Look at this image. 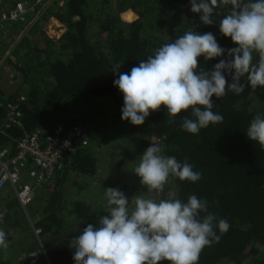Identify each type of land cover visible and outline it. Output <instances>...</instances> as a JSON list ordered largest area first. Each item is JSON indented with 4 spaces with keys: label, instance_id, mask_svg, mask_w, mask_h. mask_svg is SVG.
I'll list each match as a JSON object with an SVG mask.
<instances>
[{
    "label": "trees",
    "instance_id": "1",
    "mask_svg": "<svg viewBox=\"0 0 264 264\" xmlns=\"http://www.w3.org/2000/svg\"><path fill=\"white\" fill-rule=\"evenodd\" d=\"M98 1L64 0L61 6L48 7L46 15L54 16L67 27L59 42L45 38L48 43H42L43 36L35 25L31 33L39 31L37 37L32 39L28 31L29 34L15 46L16 64L23 77L19 78L14 94L24 95L25 101L21 125L0 130V148H6L8 155H14L17 142L33 133L39 134L44 145L58 126L62 127L63 135L80 128L86 132L89 141L95 140L94 125L93 129L81 127L94 122H87L84 110L89 100L108 99L110 106L104 112L107 119L104 128L111 131L118 123V131L116 135L114 131L112 139L124 145L125 155L138 160L152 143L158 142L165 145L161 155L174 156L181 163L187 161L194 171L202 173L196 182L182 181L170 175L163 194L147 193L145 196L157 201L180 199L186 203L189 196L195 195L207 201L208 212L217 218L215 223L220 219L228 221V231L221 233L216 229L220 239L202 250L198 264H264V146L246 136L250 122L257 114L264 113V87L253 88L247 75L241 77V83L245 85L242 93L226 89L223 97L214 95L211 98L213 112L221 114L223 121L210 123L198 134H192L182 128L185 116L195 119L191 108L173 117L161 105L139 126L122 120L123 94L113 83L118 79L112 72L116 65L122 64L120 72L129 73L140 60L154 55L155 49L174 42L188 30L201 35L212 33L222 48L237 47L230 37L220 32L219 21L231 6L221 0L212 17L214 24L204 25L199 19L200 14L191 11L190 0H119L115 11L108 2H103L109 8H98L97 17H94L89 10L94 9ZM126 10H132L137 18L131 22L123 21L119 13ZM95 27H98L97 32L90 33ZM19 31V25L8 24L5 33L14 36ZM91 34L98 36L100 41H92ZM5 38L8 40L5 44L2 42L0 52L12 44V37L0 31V39ZM227 58V52L207 61L200 56L197 71L201 68L211 71L216 63ZM258 60V53L253 52V63ZM225 76L231 83V77L227 73ZM47 79L52 81L53 87L43 85ZM2 85L0 83V103L14 100L16 96L2 93ZM2 115L0 110V118ZM127 141L132 144L127 143L126 147ZM87 146L76 147L73 153L66 155L63 169L51 179L53 184L48 181L35 184L34 197L26 210L31 218L37 216L34 227L40 230L37 237L42 249L37 244L26 247L25 244L35 243V239L34 235L24 234V239L21 237L24 243L16 253L25 255L26 262L22 264H28L27 257L33 251L38 254L33 264H75L71 240L89 224L99 227L101 216L109 215L105 201L95 198L84 206L72 202L74 195L70 193L69 179L74 181L78 176L99 179L98 159ZM72 185L75 193H79L87 183L79 179ZM136 191L142 193L140 189ZM9 201L13 213L18 214L21 206L17 199L10 198ZM89 208L91 212L85 214L87 211L83 209ZM205 215L200 213V218ZM7 220L9 222L10 217ZM72 221L80 222L75 230L70 229ZM23 225L14 221L10 227ZM7 233L6 237L9 236ZM14 260L21 264L16 256ZM0 264L11 262L0 258ZM160 264L170 262L161 261Z\"/></svg>",
    "mask_w": 264,
    "mask_h": 264
},
{
    "label": "clouds",
    "instance_id": "2",
    "mask_svg": "<svg viewBox=\"0 0 264 264\" xmlns=\"http://www.w3.org/2000/svg\"><path fill=\"white\" fill-rule=\"evenodd\" d=\"M221 0H190L191 11L199 13L204 25L212 19ZM230 5L228 13L219 21L220 32L230 37L237 47L222 48L212 33L199 34L188 30L174 42L161 45L154 55L140 60L129 73L120 72L122 64L112 71L118 75L114 86L123 94L121 119L133 125H142L151 112L165 106L167 114L175 117L191 108L195 119L184 117L182 128L198 134L209 124L223 121L213 112L212 97H223L228 91H244L241 77L247 75L251 87H264V0H222ZM227 52L211 71L198 69V57L211 60ZM253 52L258 63H253ZM225 73L231 77V83ZM18 90V88H17ZM16 90V91H17ZM246 136L264 146V113L250 122ZM164 145L152 143L144 154L135 174L150 194H163L169 176L196 182L202 173L193 170L187 161L178 162L174 156L161 155ZM109 215L101 216L99 224H89L71 240L75 264H198L206 246L227 232L226 219L208 212L207 201L189 196L186 203L180 199L145 198L137 196L129 202L118 188H106ZM206 213L200 218V213ZM34 218V217H33ZM30 216V219H33ZM37 231L40 232L39 229ZM6 233L0 229V248L7 249ZM27 257L28 264L36 255ZM34 263V262H33Z\"/></svg>",
    "mask_w": 264,
    "mask_h": 264
},
{
    "label": "rangeland",
    "instance_id": "3",
    "mask_svg": "<svg viewBox=\"0 0 264 264\" xmlns=\"http://www.w3.org/2000/svg\"><path fill=\"white\" fill-rule=\"evenodd\" d=\"M23 2V4L27 7H29V5L31 6V2H34L35 0H21ZM119 0H99L98 1V5L94 6V9L89 10V13L94 16L97 17V11L98 8H104V9H108L109 7L104 6L105 4L103 2H108L109 5L111 6V9L113 11H115L117 8V2ZM64 0H42V2L40 3H35V8H33L29 13H27V17L25 19L24 22H19V23H13L16 25L20 26V31L13 35L10 34H6L4 33L6 36H11L12 40L11 42H14L16 44H19L20 41L27 35L29 34L28 31L30 32V34L32 35V39H34L35 37H37V33L40 31L41 32V36H43V42L42 43H48V39L51 41L59 42V40L63 37V35L65 34V32L56 37L53 36V38H55L54 40H52L48 35L49 33V24L52 26L57 25L56 22H52L51 18L54 17L52 15L47 16V8L57 4V6H61L63 4ZM14 7V2L12 0H0V12H10ZM26 7V8H27ZM28 9V8H27ZM47 10V11H46ZM29 11V9H28ZM125 12V11H124ZM124 12L119 13L120 18L125 21L123 19V14ZM44 16V18H43ZM57 19V18H56ZM58 20V19H57ZM125 22H131V21H125ZM35 25L38 26V32L32 34V29L33 27L35 28ZM8 26V24H7ZM11 26V24H10ZM98 27L93 28L90 33L94 34L97 32ZM35 31V30H34ZM47 34V35H46ZM92 41H95V43H98L99 37L98 36H94L92 35ZM19 35H22V38L20 40H17V42L15 41L16 37H19ZM45 36V37H44ZM48 38V39H45ZM8 40L7 38L5 39H0V46L3 45V43L5 44V42ZM10 41V40H9ZM3 42V43H2ZM50 43V42H49ZM15 44V46H16ZM52 44V43H50ZM14 46V47H15ZM56 48V46H54ZM53 47V49H54ZM17 52V51H16ZM16 52L13 50V54L15 56ZM35 54V53H33ZM22 72V71H21ZM39 77H43L42 79L44 80V76H42V74L39 75ZM44 86L49 87V80H45V82L43 83ZM111 100V99H110ZM110 106V103L108 101V99H92L87 101V105L85 107L84 112L87 114V117L85 118L87 120V122H93V124L90 125H85V126H81V127H86V129L92 128V126L94 125V129L96 130L95 133V137L96 139L93 140L92 137L89 141V144L87 147H89L92 152L94 153V155L96 156V158L98 159L97 165L99 168V179L97 180L96 178H90V177H80L78 176V178L74 179L75 183L77 184L79 179H83L85 181V183H87L85 187V189L81 190L79 193H75L76 190L74 188V186L72 184H74L73 179H69L68 180V185L71 186L70 188V193L74 195L73 197V201H76L79 203V205L84 206L87 205L88 202H92L94 201V199H98V200H102L107 202L106 196H105V189L106 188H118L119 190H121L122 192H124V194L126 195V197L129 199V202H131V199L134 200L135 197L137 196H147V186L141 184V178L139 176H137L134 172H135V168L139 165L142 156L138 159V160H134L132 157L125 155L124 152V145L120 142H116L115 139H112V135H114V131L116 130V128L118 127V123H115L114 126L111 128L110 130H106L104 127V123L106 122V118H104V112L107 110ZM109 124V123H108ZM93 129V128H92ZM118 131V129L115 131V135L116 132ZM91 132V131H90ZM132 144L129 143L128 141L125 142L126 147L128 146V144ZM154 143H158V142H154ZM71 177H75L74 174H71ZM126 187V188H125ZM140 189L142 191V193H138L136 190ZM75 194H77L75 196ZM133 207V204H132ZM90 209V210H89ZM89 209H83L84 211H87L88 214L91 212V208ZM28 212V209L26 210ZM37 216L34 217L33 219H30V216L26 215V218H24L23 223L24 225L28 226L29 229H32L33 233H34V239H35V243L30 242L27 245L25 244L26 247H31V246H35V244H37L39 246V249H42V245L40 243V239H38L39 237V232H37V229L34 227V222L36 220ZM16 223H18L17 220H15ZM21 222V221H20ZM73 227L70 228L72 230H75L80 222H76L72 221L70 222ZM20 231V230H18ZM6 233V232H5ZM17 233V231L15 232ZM9 234V244H10V249L11 250H6L5 252H2L0 250V258L3 259L5 262L6 260L10 261L11 264H16L14 258H15V251L12 249V245L16 246L17 242L15 239L18 238V234L12 235L10 233ZM7 238V237H6ZM14 239V240H13ZM19 257H17V260L22 264L26 262L25 259V255H18ZM36 261V259H35ZM29 264H33V261H30Z\"/></svg>",
    "mask_w": 264,
    "mask_h": 264
},
{
    "label": "built area",
    "instance_id": "4",
    "mask_svg": "<svg viewBox=\"0 0 264 264\" xmlns=\"http://www.w3.org/2000/svg\"><path fill=\"white\" fill-rule=\"evenodd\" d=\"M12 1L14 7L10 12H0V31L3 34L7 24L24 22L27 13L35 8V3L42 2V0H35L31 2V6L27 7L21 0ZM21 38L22 35H19L15 41L17 42ZM15 44L12 42L0 52V72L6 68L8 61L13 59ZM12 96H16L14 100L0 103L2 118L5 120L0 126V130L21 125V112L25 96L17 93H13ZM40 141L39 134H26L17 142L16 155L11 159H4L7 151L0 150V191L6 185H10L18 203L24 210L34 197L35 184L44 181L50 182L53 175L63 169L66 155L73 153L76 147H86L89 144L88 135L82 129L75 128L63 135L61 126H58L54 134L46 138L44 145ZM29 164L31 168H29ZM24 173L34 184L22 182ZM2 216L3 214L0 212V218ZM33 257L34 253L31 254V258Z\"/></svg>",
    "mask_w": 264,
    "mask_h": 264
},
{
    "label": "crops",
    "instance_id": "5",
    "mask_svg": "<svg viewBox=\"0 0 264 264\" xmlns=\"http://www.w3.org/2000/svg\"><path fill=\"white\" fill-rule=\"evenodd\" d=\"M52 42L55 43L54 41H52ZM7 65L13 66L17 70H20L17 67V64H16V55L14 56V54H13V59L10 60V63H7ZM16 79H18V78H16ZM51 82H49V87L48 88L53 87V83H51ZM3 122H5V120H4V118L1 117L0 118V126L3 124ZM1 130H3V129H1ZM0 150H6L7 151V149L4 148V147L3 148H0ZM15 155H16V152L14 153V155H8V151H7L6 152V156H5L4 159H11ZM28 166H29V168H31V165L30 164ZM22 182H24V183L25 182H27V183L30 182L31 184H34V182L31 181L28 176H26V173H24V175H23ZM53 183H54L53 180L49 182V184H53ZM8 196L10 198L16 199V196L14 194V191L11 188L10 185H6L4 187V189L0 191V212L3 214L2 218H0V229H3L5 232H9L12 235H15V234H18L19 235L18 238L15 239L16 242H17L16 243L17 245L16 246H13L12 245V249L14 248L13 249L15 251V254L14 255L16 256V260H17V257H19V256L16 253L18 252V250H20V248L22 247V245L24 243V241L21 240V237H22V239H24L23 237L25 235H34V233H33L32 229H29L28 226H26V225H23L21 227H13V226L10 227V225L13 224V222L15 220L18 221V224L19 223H23V220H24V218H26V215L27 216H30V214H29L30 212H27L26 210H24L21 207V208H18V214L15 215L13 213V209L10 207L11 206V203L9 201L10 198H8ZM33 205L35 206V201H34ZM7 217H10L9 222L7 220ZM34 217H35V215H34ZM20 221H22V222H20ZM18 230H20V231H18ZM16 231H17V233H15ZM8 238H9V236H7V238H6L7 243H8V247H7V249L0 248V250L2 252H5L6 250H11L10 249V244H9L10 238L9 239ZM33 253H35V255H36V258L35 259H37V255H38L37 254V251H33Z\"/></svg>",
    "mask_w": 264,
    "mask_h": 264
},
{
    "label": "water",
    "instance_id": "6",
    "mask_svg": "<svg viewBox=\"0 0 264 264\" xmlns=\"http://www.w3.org/2000/svg\"><path fill=\"white\" fill-rule=\"evenodd\" d=\"M136 18L137 15L133 13L132 10H126L123 14V19L125 21H133ZM51 21L56 22L57 25L51 27V25L49 24V33L48 35H46L54 40L56 37L62 35L67 30V27L65 26V24L58 21L55 17H52ZM53 36H55V38H53ZM22 77L23 73L10 65H6V68L0 72V83H3L6 87V96L13 95L19 85V82L16 81V78L19 79Z\"/></svg>",
    "mask_w": 264,
    "mask_h": 264
},
{
    "label": "flooded vegetation",
    "instance_id": "7",
    "mask_svg": "<svg viewBox=\"0 0 264 264\" xmlns=\"http://www.w3.org/2000/svg\"><path fill=\"white\" fill-rule=\"evenodd\" d=\"M16 81L19 82V79H16ZM2 88H3L2 93L6 95V87L4 84L2 85Z\"/></svg>",
    "mask_w": 264,
    "mask_h": 264
}]
</instances>
